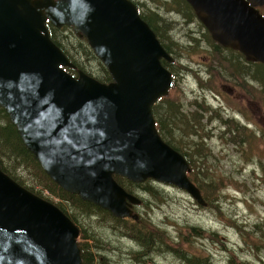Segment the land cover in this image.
Masks as SVG:
<instances>
[{
	"label": "water",
	"instance_id": "1",
	"mask_svg": "<svg viewBox=\"0 0 264 264\" xmlns=\"http://www.w3.org/2000/svg\"><path fill=\"white\" fill-rule=\"evenodd\" d=\"M212 40L264 64V0H186ZM46 22L83 35L108 71L73 67ZM171 61L130 0H0V106L64 190L117 217L140 201L113 178H152L205 205L187 160L159 136L151 107L172 85ZM77 226L0 170V264H83ZM242 264V263H239Z\"/></svg>",
	"mask_w": 264,
	"mask_h": 264
},
{
	"label": "rangeland",
	"instance_id": "2",
	"mask_svg": "<svg viewBox=\"0 0 264 264\" xmlns=\"http://www.w3.org/2000/svg\"><path fill=\"white\" fill-rule=\"evenodd\" d=\"M137 1L143 12H155L152 17L162 20V39L176 59L170 66L175 83L154 105L163 138L190 160L191 182L206 204L178 187L145 179L150 191L131 193L140 201L131 205L140 224L131 217H78L80 228L96 238L89 241L95 264H264V68L252 67L240 52L214 42L193 10L178 0ZM61 27L69 43L84 48L72 56L80 68L105 79V66L86 38ZM224 87L236 93L229 95ZM12 168L40 191L38 184L44 183L32 169ZM41 193L77 213L65 200ZM149 224L153 237L147 244L129 238L131 228L133 234H147Z\"/></svg>",
	"mask_w": 264,
	"mask_h": 264
},
{
	"label": "trees",
	"instance_id": "3",
	"mask_svg": "<svg viewBox=\"0 0 264 264\" xmlns=\"http://www.w3.org/2000/svg\"><path fill=\"white\" fill-rule=\"evenodd\" d=\"M179 2H181L180 3L181 6L184 4L187 8H191L190 5L187 4V2L185 0H179ZM184 5L182 7H184ZM138 8H139V13H140V16L142 17V19L147 22V24L150 26V28L156 34H159L158 36L160 38V41L162 40L161 44L163 45V47L168 52L171 53V51L165 45L166 43H165L164 39H162V37H163L162 33H164V31H165V30H163L164 28H162V26H161L162 20L152 17V15L156 17L157 14L155 12H149V13L144 12L143 13L141 11L139 5H138ZM191 16H193V15H191ZM47 28H48V32H49L51 40L62 50V52L68 57L70 62L72 64L76 65V68H65V70L68 71L69 73L73 74L74 76H76L77 75V73H76L77 69L78 70H82V69L80 68L77 61H75L73 59V57H77L78 54H81V52L84 50V48L82 50L79 47H76L75 45L69 43L66 40V36L62 35L63 34L62 31L66 30V29H64V27L63 28L61 27L60 29H58V28H55L54 26H51L50 24H47ZM81 40H83V39H81ZM210 41L215 45V47L220 46V45L214 43L212 40H210ZM81 43L83 44V47H84V43L83 42H81ZM83 55H84V53H83ZM251 63H254L252 65V67L253 66L257 67L258 65H260L262 68H264V65L261 63H257V62H251ZM102 68H103V72L105 74V79H98V80H100L102 82L110 81L111 78H110L108 71L106 70V68H104V67H102ZM261 79H262V82L264 83V77L262 75H261ZM154 105L152 106V112H153L154 117L157 120V128L159 130V133L163 137L162 125L156 117L157 114H156V111L154 109L155 108ZM0 121H2V123H0V169L6 175H8L10 178H12L14 181H16L18 184L22 185L26 189L35 193L36 195L43 197L46 200L55 204L64 214L67 215L70 218V220L79 228V238H81V237L83 238V241H81V240L78 241V245H79V248L81 250L82 263L83 264H95V262L97 261V258H96V255H94L89 248V243H90L89 241L91 239L93 241H95L96 238L90 233V231L86 232L85 230H82V228H80V226L78 224V222H79L78 217L82 216L83 214H87V215H91V216H95V217L107 216V217L112 218L115 221H119V218L114 217L109 211L101 208L100 206H97L91 202L83 200L79 195L63 190L53 180H51V178H49V176L43 171V169L41 168V166L39 165V163L35 159V157L25 147L21 137L19 136V134L15 128V125L9 120L8 115L6 114V112L4 111V109L2 107H0ZM170 145L172 146V144H170ZM172 147L175 148L177 151H179L178 148H176L174 146H172ZM179 152L182 153L181 151H179ZM183 156L187 159L189 166H190V169H191L190 160L187 158V156L185 154H183ZM4 160H7L8 162H4ZM12 166H14L16 169L20 168V167L22 169H26V170H27V168L32 169L33 170L32 176L35 174L38 175L40 177V183H44V184H38L41 187L40 191H38V190L34 191V186H32L31 184H28L26 182L27 180L22 176L21 171L20 170L14 171ZM187 175H188L189 179L191 180L190 177H192L191 176L192 171L190 170ZM114 178L129 193L136 192V190L138 188H140L143 191H150V187L148 185H146V183L148 182L146 180L144 183L138 184V183H133V182H131V181H129L123 177H120V176H115ZM44 191L49 193V195H52V196L58 198L59 202H62V200H65L66 202L70 203L72 205L73 211H77V213H75V214L68 213V211L65 210L63 206H61L57 202H53L50 199L44 197L43 193H41ZM121 220H126V219L123 218ZM141 220L142 219L140 218L139 221H136V222H138L140 224ZM131 222L133 224H136V222L134 220H131ZM149 226H152V224H149L148 227H144L147 230V234H144L143 231H141L138 235L133 234L132 233L133 229L131 228L130 234L128 235L129 238L131 236L132 238L136 239L138 242H143V245L147 244L149 237H151V238L153 237V235H151V232L148 231ZM153 229H155V228L153 227ZM155 230H157V229H155ZM140 251L141 250H137L136 252H140ZM185 257L188 258L189 261H191V259H192V257L188 256V255L179 256V258H185ZM191 263L197 264L196 262H191Z\"/></svg>",
	"mask_w": 264,
	"mask_h": 264
},
{
	"label": "flooded vegetation",
	"instance_id": "4",
	"mask_svg": "<svg viewBox=\"0 0 264 264\" xmlns=\"http://www.w3.org/2000/svg\"><path fill=\"white\" fill-rule=\"evenodd\" d=\"M130 1H132L136 6H137V9H138V12H139V8H138V5H139V7H140V9H141V11L143 12V7H142V5L137 1V0H130ZM179 1V0H178ZM183 4V3H182ZM188 4V3H187ZM184 5V4H183ZM258 8V10L260 11V13H262V15H264V6L262 5V6H259V7H257ZM144 13V12H143ZM139 15H140V13H139ZM141 17V16H140ZM142 18V17H141ZM145 21V20H144ZM186 26H187V24H186ZM187 28H188V26H187ZM156 34V33H155ZM77 35V34H76ZM159 34H156V37L158 38V40L160 41V38H159V36H158ZM78 36H81V35H78ZM83 36V35H82ZM162 41V40H161ZM161 41H160V43H161ZM164 43V42H163ZM167 47H168V49L171 51V48H170V46L168 45V44H165ZM170 55L172 56V60L171 61H167V60H165V59H161V62H162V64L164 65V66H166V67H168L169 69H170V66L171 65H175L176 64V59H175V57H174V55L172 54V53H170ZM171 70V69H170ZM254 72H255V70H254ZM171 73H172V75H173V85H174V83H175V73H173V71L171 70ZM173 85H172V87H173ZM235 86V85H234ZM171 87V88H172ZM171 88L169 89V91L171 90ZM225 89H226V92L230 95H233V94H235L236 93V91H235V88H236V86H235V88L234 87H229V88H226V87H224ZM214 97V96H213ZM163 97H161L160 99H162ZM159 99V100H160Z\"/></svg>",
	"mask_w": 264,
	"mask_h": 264
},
{
	"label": "bare ground",
	"instance_id": "5",
	"mask_svg": "<svg viewBox=\"0 0 264 264\" xmlns=\"http://www.w3.org/2000/svg\"><path fill=\"white\" fill-rule=\"evenodd\" d=\"M224 249H225V248H224ZM239 263H240V262H239ZM239 263H238V264H239ZM242 264H244V263H242Z\"/></svg>",
	"mask_w": 264,
	"mask_h": 264
}]
</instances>
